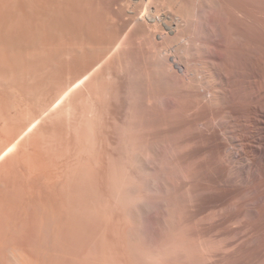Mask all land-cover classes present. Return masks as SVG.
<instances>
[{
    "label": "rangeland",
    "instance_id": "374dc122",
    "mask_svg": "<svg viewBox=\"0 0 264 264\" xmlns=\"http://www.w3.org/2000/svg\"><path fill=\"white\" fill-rule=\"evenodd\" d=\"M40 1L41 0H0V50H1L0 51V148L2 150H4L6 148L5 145L7 144V149L10 150L9 151L6 149L3 156L0 157L1 158L0 159V201H1L0 202L1 203L0 204V216L2 217V218L0 217L1 218V220H0V236H2L0 238L1 239L0 244L2 245V244L7 242L6 244H4L5 249L2 248L4 251L1 250L2 259L0 258V264H12L11 260H10V253L12 251H16V252L18 251L23 262H26L28 264H67V263L68 264H92V263L93 264H101V262H103L105 259H106V261L112 260L111 262L107 261V263L110 262L108 264H118V263L122 264V262H123V264H264V231H263L264 230V217H263L264 216V208H263L264 206L263 205H262V207L259 206L258 209H257V207L249 206L250 205L249 202L252 200L251 197L254 199H257L258 193H257V191H255V192L254 191L253 192L242 191V189H241V187H243L242 186V180H241L242 176H241V172L238 171L239 168L237 169L238 163L233 162V164L236 163L233 166V164H231V162L234 160H232V161L230 160V162L227 160L229 162V164L226 163L227 161L224 160V162H225L224 164L225 165L228 164L227 167L225 165H224L225 167L222 165H219L218 163L216 165L215 156H214L215 154L211 153L210 151L207 153L205 152L206 154L205 153L204 154H197L196 155L197 157L195 156V159H194L195 161H193V162L191 160H188L190 157L189 150L191 151V148H193L192 145L194 146V148H196V150H194L195 151L194 153H197V149L199 150V147H201V145H202L201 141H202V137H203V132L201 131V129L202 130L206 129L205 127L207 125L205 124V121H202V123H200V124L197 123V125H200V126L196 125L195 129L193 128V130L192 129L184 130L182 125H184L183 122L186 124V119H183V121H182V119H180V118L185 117L184 115L187 112L188 108L190 107V104H189L187 98H186L187 102H183V103H185V105L189 104V105H186V106H188L187 109H185L186 106L184 104H183V106L185 108L182 107L183 110H186V111L184 112L182 110V108H180L179 110L182 112H179V113L177 112V115H175L176 118L175 117H174L175 119L172 118V119H174V120H172L173 122H171V123L168 122L169 123V124H167L168 127L166 124H164L163 118L168 121L169 116L167 114H165L167 116H164V114H163L164 117L160 116V118H159L160 120L162 119L161 121H159L161 123L158 126H154L155 128L153 127L152 130H150V136H149L150 140H152L153 142L155 141V147L153 148V154L155 153L154 156H155V159L157 160V162H160L163 160L161 163H163L162 167L165 168V169L163 168L164 170L162 169V167H161V169H159V167L161 165H158V168H157V166L155 167V170L159 171V173L161 175L160 176L157 172L155 173V176L158 174L157 178L159 179V181L157 178H155V176H154V178L156 180L154 178H151V172H150V175H149V173L146 174L145 171H144V173L142 172L143 174H146V176L141 173L142 175L141 174L137 175L135 177V180H134L136 185L138 183V186L139 187L141 186L140 189L135 190V192L133 193L135 196L132 194V195L128 196L127 198H125L121 192H119V191L117 192L115 190H112V188H110L109 181L106 182V180H108L107 176L105 175V173H103L104 171H101L102 169L100 170V168H101V165H104L105 163H106L105 165H107L108 163L111 164V163L117 161L116 155H117L118 151H115L117 149H115L116 145H115V141H114L115 140V134L114 133H116L118 131L117 129H119L120 124H122V122H123L126 108L123 105V104H125L124 99H123L124 98L123 92L122 91L120 92V90L122 89L120 87L122 80H121V77L117 74L118 70L115 67L116 63L113 62L112 57L110 59V57H109L110 55H108V57L105 58L106 57V50L105 51L102 50L101 49L102 47L99 48V45L101 46L103 44V42L106 40V38H108L110 35V34H108V30H110V27L106 28L107 26L110 25V20L108 19L109 16L106 13L105 14L107 16L105 14L102 15V13L104 11L102 10L103 8L100 9V7H104V5L102 3H99V2H98V4H101V6L98 4H96V6H95V9H97V7H98L97 10L99 12H97V11L90 12V10L92 8H89L88 6L89 5H90V7L93 6L92 10H94L93 4L96 3L97 1L96 2L94 1V3L92 5H91L92 1H88V0H81L79 3H78L79 0L78 1L70 0L71 2L69 0H64V1H66V4H65V2H63V0H57V1L56 0H42L43 3ZM44 1H46V2H44ZM47 1H50L51 3L47 2ZM89 2H91V3L89 4ZM38 3H40L39 6H37ZM87 3H88V6L86 5ZM59 4L62 6L60 7ZM68 4L70 6H67L68 7L67 8L66 5H68ZM50 5H51V7H50ZM75 5H76V7H75ZM77 6H79V7H77ZM83 6L85 9L83 8ZM40 7L42 9L44 8L43 9L44 11L42 10L43 20H41L42 19V12L40 11V9H41ZM49 7L51 9H49ZM76 8H78V10ZM47 10H48V12H46ZM51 10L53 12H51V14H50L49 11H51ZM87 12H88V14H87ZM37 13H38V16H36ZM63 13L65 15H63ZM77 13H78V15H77ZM79 14H81V15H79ZM44 15H46V18ZM49 15H51V16H49ZM83 15H85V16H83ZM60 16L63 18H61ZM75 16H77V17H75ZM80 16H81V18H80ZM103 16H105V17H103ZM39 17H40V19H38ZM96 18H98V19L96 20ZM103 18L104 19L107 18V20L105 19L106 20L105 21ZM37 19L39 21H37ZM87 19H89V20L87 21ZM101 19H103V20H101ZM49 20H51V21H49ZM74 20H76V21H74ZM98 21H99V24H98ZM107 21H109V22H107ZM39 22H42V23L38 24ZM76 22H78V23H76ZM108 23H109V25H108ZM76 24H78V26ZM104 24H106L107 26ZM51 25H52V27H51ZM90 25H92L93 27L92 26L90 27ZM94 26L97 28H95ZM102 26H103V28H105L107 30L106 31L107 33L105 32V29L102 28L103 30H101ZM83 28L84 29L86 28V29L84 30ZM91 29H93V30H91ZM77 30H78V32H77ZM79 31H80V33H79ZM103 31L105 33H103ZM81 32H83V33H81ZM58 33H60V34H58ZM84 34H87L86 35L87 39L86 38L83 39V37H85ZM103 34H105V35H103ZM112 34L113 33L111 32V36H112ZM74 36H75V38H74ZM76 37H78V38H76ZM109 38H111V37H109ZM37 39H39L38 42H36ZM69 39H70V41H69ZM77 39L78 40L80 39V40L78 41ZM62 40L64 42H62ZM84 40H86V44L88 43L87 44L88 46L86 44H84L85 43ZM94 40H98V41H94ZM40 41L43 44L46 43L47 45L45 44V46H44ZM82 41H83V43H82ZM88 41H90L91 43ZM92 42L93 43L95 42L94 43L95 46L97 43L96 48ZM89 43H90V45H89ZM91 44L93 46H91ZM48 45H50V47ZM66 45H67V48H66ZM79 45H80V47H79ZM69 46L72 49L69 48ZM87 47H88V49H87ZM34 48L35 49L37 48L36 50H38L39 52L37 53V51ZM83 48L85 50L86 49L87 50L85 51ZM89 48L91 50H93V48H94V50L96 52L94 50L89 52V50H90ZM98 49H100L99 52H98ZM34 50H35V52H34ZM52 50H53V52H52ZM83 51L86 53H84ZM2 52H4V53H2ZM66 52H68V53H66ZM100 52H102L101 55L103 58L101 57L99 59V57L101 56ZM103 52H105V53H103ZM2 54H4V55H2ZM104 54H105V56H104ZM29 56H30V58H29ZM42 58H43V60L36 62V60H40ZM108 58H109V60H108ZM100 60L102 62H99ZM104 61H106V62H104ZM107 61H109V63ZM95 62H96V64L97 63L98 64L96 65ZM110 66L114 67L116 70L114 68L111 69ZM85 68H88V70ZM113 69H114V71H113ZM85 70L89 71L88 75L93 77V78L89 77L91 80L88 79L90 82L88 81L89 84L87 86H89L91 89H88V88H87V90L83 89L88 94H91L92 92H94L96 94L99 92V90H101L105 87H110L109 89H110V91H112V94H113L114 90L116 92V90L118 89L117 93L118 92L122 93L121 96L123 97L122 98L120 96V93H119L118 95L120 98L117 97L119 99V102L116 100H112L114 102L113 103L109 99L106 101L102 100V102L99 101L100 103H97L98 102L97 101L96 102L97 104H95L96 106L94 105L95 108L97 107L96 108L97 109V120L95 123L96 124L95 125L96 133L94 136V144H93L94 146L91 147L90 151H88L89 150L88 149V150H86L85 153L84 152H82V153L78 152L81 141H79V138H77V137H79L78 134H79L80 130H79V125H78V123H76V121H74L72 123L70 121L69 123H71V124L65 123V125H67L66 127L69 131L68 138H70L69 140H73L71 142L69 141V147L71 145H73L72 147H74V150H73V148L72 149L68 148V151H69V153H68L67 150L63 149L64 147L63 148L61 147V148L65 152L62 151L60 149V147H58V146H57L58 149L57 148L55 149L56 145L54 143V137H52L53 135L51 132V130H52L51 128H58L59 126H62L64 123L59 124V123H62V121L59 122L60 120L58 121V120H54V119L44 120L43 122H41V124L38 128L24 134L22 136V138L20 139V141H18L16 143V145H14V144H13L14 146L11 145V147L13 149H11V147L8 148L10 141L14 138L12 140V142H13L15 140L17 134L19 133V132H17V131H20L19 128L28 124V122L31 119L38 117L40 115V113L50 104V102H52V100H54L56 95H58L62 90H64L63 89L64 86L67 87L68 85H70L71 81L74 82L76 79H78L82 75V72L87 73V71H85ZM108 71H109V73H108ZM111 72H113L112 73L113 75L110 74ZM78 74H80V75H78ZM106 74H110L111 76H108L109 77L108 78ZM76 76H79V77H76ZM74 78H75V80H73ZM96 79H98L99 82H95ZM112 79H114V80H112ZM116 82H118L117 85H116ZM74 85L76 86L77 83H75ZM74 85H72V86L74 87ZM118 86L120 88H117ZM73 87H71V88L74 89ZM58 90H60V92ZM89 90H90V92H89ZM84 91H76L75 93H77V94L74 93L73 95H77V96H73L71 99L72 102L74 101V103L71 102V104L77 109V111L79 113H80V110L81 109L83 110V108H84L83 104L86 105V103H84V102H86V100L84 102L82 100V98L84 99L85 95H87L86 92L83 94ZM95 94H91V95H95ZM120 99H121V101H120ZM181 113L182 114L184 113V114L182 116H178V114L181 115ZM160 115H162V114H160ZM165 117H168V118H165ZM177 118H179V119H177ZM162 121H163V123H162ZM170 121H171V117H170ZM55 122H56V124H55ZM175 122H177V123H175ZM178 122H179V124H178ZM163 124L165 125L164 127H163ZM54 125H55V127H54ZM156 127H158L159 130H157ZM75 128H77V129H75ZM172 128H174L173 129L174 132H173ZM154 130H156V131H154ZM153 131L156 132V134L152 133ZM159 131H162V132H159ZM41 132H43V134ZM161 133H163V136L161 135ZM156 135H158V136H156ZM159 135L162 138H166V139H163L161 141L160 140L161 137ZM188 136H189V138H188ZM155 138H157V140ZM191 139H192V141H191ZM158 140L161 141V143H159ZM164 140L166 142L167 141L168 142L163 143ZM194 141H195V144H194ZM169 142H172L173 145L176 146V148L178 149V152L166 153L167 152L166 151L167 144ZM70 143H73V144L70 145ZM78 143H79V146H78ZM185 145H186V147H187V145H190L191 146V147L189 146L190 149L189 150L187 149V151L183 150ZM156 146H158V147H156ZM197 146H198V148H197ZM1 149H0V152L2 151ZM54 150L55 151L57 150V151L55 152ZM71 150H73V151H71ZM154 150H156V151H154ZM75 152H77V153L72 155ZM92 152L94 154H92ZM57 153H59V154H57ZM70 153H72L71 154L72 157H70L71 156ZM53 154H55V155L57 154L58 155L57 158L55 156H53ZM38 155H40V158L38 160H40L42 158L41 161L42 160L44 161V162L43 161L41 162V163H43V165H41V166L39 165L41 163L38 160L35 161L37 159L35 156L38 157ZM62 155H63V157H62ZM88 155H90V156H88ZM93 155L95 158L96 157L97 158L96 159L92 158ZM198 155H200V156H198ZM203 155H205V156H203ZM206 155H208V156H206ZM156 156L158 157V159L156 158ZM52 157H53V159H52ZM66 157L69 158L70 160L69 159H68V161L65 160V159H67ZM79 157H82V158L84 157V161L82 158H79ZM87 157L88 158L90 157L89 159H91V162H90V160H88ZM3 158L4 159L6 158V159L4 160ZM63 158H65V159H63ZM85 158L89 162H86ZM97 159L98 160L100 159L101 161L100 160L97 161ZM53 160H54V162H53ZM56 160L60 164V166H58L59 164L57 162H55ZM180 160L182 163L179 162ZM213 160H214V162H213ZM69 161H70V163H68ZM77 161H79L78 162L79 164L77 163ZM184 161L188 162L189 165H191V166L184 164L183 163ZM35 162L37 163L38 169L36 167H34V165H36ZM92 162H95L94 165L92 164ZM98 162H101L103 164L99 163V165H98ZM51 163H52V165H51ZM66 163H68L69 165ZM88 163H89V166H88ZM174 163H176V164H174ZM214 163H215V166L213 165ZM56 164H57V166L55 168L54 165H56ZM95 164H97V165H95ZM164 164L166 167L164 166ZM180 164L183 166L187 165L188 167H190V169H192V171L194 169H196L193 171L194 175H192V177L190 176L191 178L189 177V179L188 178L187 179L182 178V176L179 175L180 173L177 170L178 166L180 167ZM64 165H68V168H67V166H65L66 167L65 170H63L65 168ZM218 165L221 166L222 170H224V168H225V173H224L225 176H223L224 171H221L220 170L221 168ZM52 166L54 167V169ZM62 166L64 167L63 169L61 168ZM92 166L93 167L95 166V167L91 168ZM58 167H60V168H58ZM79 167H81V169ZM40 168H42V169H40ZM96 168H99V169L95 170ZM175 168H176V170H175ZM218 168H220L219 169L220 173L217 170ZM33 169H34V171H33ZM55 169H56V171H59V172H60V169L63 170L64 172L65 171H67V172L64 173L62 171L61 174H59V172L55 173L56 172ZM40 170H42V171H40ZM46 170L48 171L47 176L45 174L47 172ZM231 170H233V171H231ZM30 171H31V173H30ZM37 171H38V173L39 172L42 173V176H39L40 173L38 174ZM49 171H52L54 174L52 175V172L50 173ZM97 171L99 173H102V174L98 175L99 173ZM21 173H23V175ZM28 173H30V176ZM66 173H67V175H66ZM43 174H44V176H43ZM55 174L60 175V179L57 178L58 175L56 176ZM169 174H170V177H169ZM218 174L219 175L221 174L220 175L221 177ZM89 175H90V177H89ZM31 176H33L34 178ZM36 176H38L40 179H38ZM53 176H56L58 181L61 180L62 182L59 181L60 182V184H59L58 181H56V180H55V182L53 181L55 178L54 179L52 178V182L55 183V186H54L52 184V182L50 181L51 177H53ZM194 176H195V179H194ZM41 177H44V178L42 179ZM146 177H147V179H146ZM166 177L167 178L169 177V178L167 179ZM237 177H239V179ZM35 179H36V181H35ZM48 179H50V180L47 181ZM136 179H137V181L138 180H140V181L137 182ZM151 179H153V182L155 180V186L153 188H152L153 185L149 184L152 181ZM235 179H237V180H235ZM22 180H25V181H22ZM147 180H148V184L146 183ZM188 180H189V182H188ZM221 180H223L224 182ZM34 181L36 184L33 183ZM102 181L104 184L102 183ZM156 181H157V183H156ZM226 181H227V183L232 182V183L239 184L238 189L240 187L241 190L239 189L240 190L239 191L236 188L237 187L236 184H234V186H233L236 190L233 187L231 188L232 189L231 190L230 187H228L227 185L224 184ZM153 182H152V184H153ZM240 182H241V185H240ZM42 183H43V185H42ZM45 183L47 184L46 186L44 185ZM25 184H27V185H25ZM49 184H50V186H52V187L54 186V187L50 188V186H48ZM69 184H70V186H69ZM92 184H94V185H92ZM11 185H12V188H11ZM38 185L39 186L41 185V186L39 187ZM58 185H60V186H58ZM101 185L104 187L102 188ZM187 185H188V187H187ZM203 185H205V186H203ZM18 186H19V188H18ZM44 186H45V188H44ZM191 186H193V187H191ZM13 187H14V189H13ZM82 187H83V189H82ZM84 187H85V189H84ZM86 187H88V188H86ZM92 187L93 188L95 187V188L92 189ZM139 187H137V188H139ZM155 187H157L158 189H156ZM194 187H195V189H194ZM203 187H205V188H203ZM211 187H212V189H211ZM213 187L216 189H214ZM52 189H54L56 191H53ZM95 189L97 192L99 189L100 190L102 189L103 191L99 190V192L97 193L95 191ZM109 189H110V191L111 190L112 191L110 192ZM200 189H202V190H200ZM137 190L139 191V195L141 197L137 194L138 193ZM157 190H159V191H157ZM65 191H67V192H65ZM70 191L73 193H71ZM193 191H194V193H193ZM13 192H14V195H13ZM45 193L48 195H51V196H49L50 198ZM53 193H54V195L55 194L56 195L54 196ZM67 193H68V195L71 196V198L76 196L75 197L76 199L73 198V200H74V202L77 200V202H75V203H73V201L71 202L72 199H68L69 198L68 195H67L68 196L67 198L64 197V196H66L65 194H67ZM166 193H168L169 195ZM37 194H38V196H37ZM82 194H84L85 196ZM59 195H61L60 201H63V203L61 205L62 207H60V205H59V204H61V203H59L60 201H58ZM109 195H110V197H109ZM248 195H249L250 200L247 198ZM17 196H19V197H17ZM43 196H45V197H43ZM52 196L55 197V200H56L55 203L53 200L54 198ZM165 196H166V198H165ZM255 196H256V198H255ZM152 197H153V199H152ZM62 198H63V200H62ZM88 198L89 199L91 198V200H89ZM136 198L137 199L142 198V199H140L141 202L139 201V199L137 200ZM18 199H19V201H17ZM135 199L138 201L139 204H137V202L135 203V201H136ZM217 199H219V200H217ZM64 200H65V202H64ZM113 200H115V201H113ZM66 201H67V203H66ZM143 201H145V203ZM246 201H248V202H246ZM80 202H81V204H80ZM122 202H123V204H122ZM148 202H149V204H148ZM253 202H255V200ZM65 203H66V205L67 204L70 205V206L67 205L68 206L67 208L72 207V209L71 208H69L67 210L64 209L65 211L63 212L61 209H63L65 207V205H63ZM84 203H86V205ZM128 203L130 204V206L134 205L133 206L134 209L132 207L130 208ZM171 203H172V205H171ZM52 204H53V206L50 207V205H52ZM78 204H80L79 205L80 208H77ZM88 204L91 205L92 207L89 206ZM120 204H121V206H119ZM241 204H243L244 206ZM10 205H11V207H10ZM58 205L60 207L59 210H58ZM19 206H21V207H19ZM75 207L77 208L76 211H74ZM82 207H84V208H82ZM128 207L131 210L130 212H129ZM247 207H249V208H247ZM253 207H254V210H252ZM94 208L96 211L94 210ZM244 208L246 210L249 209V211L248 212L245 211ZM124 209H125V212H124ZM78 210H79V212H78ZM18 211H20V212H18ZM60 211H62L63 213H61ZM67 212L71 216H69L67 214ZM96 212H98V213H96ZM53 213L55 215V219H57L60 216L56 221H55V219H53L54 218ZM245 213H247V215ZM50 214H51V216H49ZM64 214H65L66 220H65ZM248 214H249V216H248ZM45 215H47V216H45ZM57 215H59V216H57ZM62 215H63V218H62ZM7 216H9V217H7ZM10 216H11V218H10ZM44 216L46 218H44ZM5 218H7V219H5ZM13 218L16 220H13ZM19 218L21 220H19ZM50 219H53V220H50ZM62 219H64L65 221ZM242 219H244V220H242ZM248 220H249L250 225L248 224ZM58 221H60V222H58ZM62 221H64L65 223L64 222L62 223ZM255 221H256V224H255ZM5 222H6V224H4ZM244 222H245V224H244ZM246 223L248 225H246ZM71 225H72V227H71ZM244 225H246L247 227ZM40 226H42V229L40 228ZM51 227H53V228H51ZM54 227H56V229ZM59 227L62 228V230L60 229L61 231L59 230ZM70 228H71V230H70ZM140 228H142V229H140ZM50 229H52V230H50ZM63 229H64V231H63ZM1 230H2V232H1ZM46 230H48V231H46ZM139 230L141 232H139ZM243 230H245V232ZM50 231L53 233V236H51L52 233ZM56 232H57V234H59V236L56 234ZM59 232L60 233L63 232V233L60 234ZM78 232H79V234H78ZM39 233H41V234H39ZM54 233L56 234V236H58V238H56L54 236L55 235ZM134 233H135V235H134ZM248 233H249V235H248ZM136 234L138 235V237ZM155 234H158V235L161 234V236H159L161 238L164 236V234L167 236L168 239H166V236L163 237L164 241L166 239L165 245L161 246L158 244H152L154 242L151 239L156 240V238L158 236L157 235V236L153 237ZM171 234H173V235H171ZM38 235L40 236V238ZM104 235L109 237V238H106ZM132 236L134 238H132ZM10 237H12V238H10ZM53 237H55V239ZM82 237H84V238H82ZM135 237H137V238H135ZM21 238H22V241H21ZM104 238H106V240H104ZM101 239H103V240H101ZM4 240H5V242H4ZM169 240H172V241H169ZM128 241H129V243H128ZM148 241H150V242H148ZM167 241H169V242L167 243ZM100 244H101V246H100ZM5 245L7 248L5 247ZM9 245H11L10 247H12V249L9 247ZM28 245H30V246H28ZM157 246H158V248H157ZM86 247H88V248H86ZM154 247H156V248H154ZM13 248H15V249L13 250ZM39 248L41 249V251ZM70 248H72V249H70ZM74 248H76V249H74ZM83 249H84V251H83ZM108 249H109V251H108ZM118 249H119V251H118ZM103 252H104V254H103ZM72 254L75 255L74 258H73ZM97 254H99V255H97ZM101 254L103 255V257ZM112 255H114L115 257ZM94 257H95V259H94ZM101 257L104 259H102ZM5 258L8 260H6ZM128 258H130V259H128ZM137 258H138V260H137ZM115 260H116V263H115ZM106 261L103 262V264H106Z\"/></svg>",
    "mask_w": 264,
    "mask_h": 264
},
{
    "label": "bare ground",
    "instance_id": "6f19581e",
    "mask_svg": "<svg viewBox=\"0 0 264 264\" xmlns=\"http://www.w3.org/2000/svg\"><path fill=\"white\" fill-rule=\"evenodd\" d=\"M57 1V0H56ZM70 1V0H69ZM78 1V0H76ZM81 0L78 1V3ZM92 1L89 2L91 5L94 3V10L93 6H88V3L86 4L89 8H92L90 12H99L97 9H95L96 4L102 3L104 7H100L105 13L109 16L110 25L106 28L110 27V30H108L109 37L106 38V40L103 42V44L99 48L102 47V50H106V57L110 55L113 58V62L116 63L115 67L118 70L117 74L121 77V85L122 88L120 92H123V97L121 96L122 93L118 92L117 90L115 92L110 91V87H105L101 90H99L98 93L92 92L91 95L88 94L83 89L87 90L91 89L89 86H87L89 83L88 81L91 80L88 73V68H85L87 70V73L82 72V75L76 76L79 77L74 82L71 81L70 85L67 87L64 86V90L60 92L52 102L40 113V115L34 119H31L28 124L25 126L20 127V131L15 138V140L12 142V139L10 141V144L8 146L11 147V145H16L18 141L22 138V136L36 128H38L44 120L47 119H54V120H60L63 124L62 126H59L58 128H51L52 137H54V143L56 145L55 149L60 147L64 150L68 151V148L74 150V147H72L73 143H70L69 147V140L68 138L69 131L67 129L66 124H71L72 122L76 121L79 125V141H81L78 152H86V150L90 151L91 147L94 146V136L96 133V127L95 123L97 120V107L95 108V104L102 102V100L106 101L109 100H116L119 102V93L120 96L124 99L125 104V115L122 124H120L118 131L115 134V151L117 152V161L113 163H108L107 165H101L100 170L104 171L105 175L107 176L106 182L109 181V186L112 188V190L119 191L122 193V195L127 198L128 196L132 195L136 189H140L138 186V183L136 185L135 183V177L144 171L147 173L151 172V178H154L155 173L157 172L159 175V171L155 170V167L158 165H161L159 169H161L163 163L157 162L155 159V153L153 154V148L155 147V141L153 142L150 140V130L154 126H158L161 122L159 118L160 116H169L165 117L168 118V121L165 120L163 117L164 124H169L173 122L176 118L175 115H177V112H182L179 109L185 108L183 102H187L186 98L188 99V102L190 104V107L188 108L187 112L185 113V117H181L180 119H186V124L183 122L184 125L182 127L184 130H190L193 128L195 129V126L197 123H202V121H205V124L207 125L204 129L201 131L203 132V137L201 141V147H199V150L197 149V153H194L196 148L192 145L191 151L189 150L190 145H185L183 150L187 149L190 152V157L188 160H191L192 162L195 161V156L197 154H204L205 152H211L215 154V163L219 165L224 166L225 161L234 160L231 162L238 163L237 169L239 172H241L242 176V191L247 192H255L258 193V198L254 199L251 197V201L249 202V206L258 207L262 205L264 206V0H88ZM42 2V0L40 1ZM46 2V1H44ZM50 2V1H47ZM53 2V1H52ZM63 2L66 1L63 0ZM68 2V1H67ZM71 2V1H70ZM73 2V1H72ZM85 2V1H84ZM83 2V3H84ZM43 3V2H42ZM51 3V2H50ZM49 3V4H50ZM74 3V2H73ZM77 3V4H78ZM82 3V4H83ZM40 3H38L37 6H39ZM42 5V4H41ZM46 5V4H45ZM53 5V4H52ZM55 5V4H54ZM60 5V4H59ZM97 5V6H98ZM49 6V5H48ZM62 5H60L61 7ZM70 6L69 4L66 5ZM51 7V5H50ZM49 7V9H51ZM59 7V6H58ZM72 7V6H71ZM76 7V5H75ZM79 7V6H77ZM41 8V7H40ZM48 8V7H47ZM53 8V7H52ZM55 8V7H54ZM68 8V7H67ZM74 8V7H73ZM84 8V6H83ZM82 8V9H83ZM44 9V8H43ZM42 8L40 11L42 12ZM60 9V8H59ZM78 10V8H76ZM81 9V10H82ZM85 9V8H84ZM87 9V8H86ZM38 10V9H37ZM57 10V9H56ZM73 10V9H72ZM75 10V9H74ZM101 10V11H102ZM39 11V10H38ZM44 11V10H43ZM70 11V10H69ZM48 12V10L46 11ZM50 14L53 12L52 10L49 11ZM71 12V11H70ZM78 12V11H77ZM80 12V11H79ZM82 12V11H81ZM66 13V12H65ZM88 14V12H87ZM93 14V13H92ZM91 14V15H92ZM105 14V15H106ZM40 15V14H39ZM55 15V14H54ZM63 15H65L63 13ZM78 15V13H77ZM81 15V14H79ZM98 15V14H97ZM101 15V16H102ZM106 15V16H107ZM38 16V13L36 14ZM46 18V15H44ZM51 16V15H49ZM85 16V15H83ZM90 16V15H89ZM93 16V15H92ZM91 16V17H92ZM100 16V17H101ZM41 17V16H40ZM40 17L38 19H40ZM58 17V16H57ZM61 17V16H60ZM59 17V18H60ZM73 17V16H72ZM77 17V16H75ZM87 17V16H86ZM105 17V16H103ZM63 18V17H61ZM60 18V19H61ZM81 18V16H80ZM102 18V17H101ZM107 18H105L107 20ZM37 19V21H39ZM71 19V18H70ZM98 18H96L97 20ZM104 19V18H103ZM101 19V20H103ZM104 19V20H105ZM43 20V12H42V19ZM54 20V19H53ZM84 20V19H83ZM89 19H87L88 21ZM93 20V19H92ZM95 20V21H96ZM105 20V21H106ZM51 21V20H49ZM62 21V20H61ZM71 21V20H70ZM76 21V20H74ZM78 21V20H77ZM100 21V20H99ZM98 21V24H99ZM104 21V22H105ZM55 22V21H54ZM81 22V21H80ZM102 22V21H101ZM109 22V21H107ZM42 22H39L40 24ZM49 23V22H48ZM58 23V22H57ZM61 23V22H60ZM65 23V22H64ZM63 23V24H64ZM72 23V22H71ZM78 23V22H76ZM90 23V22H89ZM95 23V22H94ZM53 25V24H52ZM51 25V27H52ZM55 25V24H54ZM68 25V24H67ZM78 26V24H76ZM37 26V25H36ZM43 26V25H42ZM59 26V25H58ZM57 26V27H58ZM92 25H90L91 27ZM64 27V26H63ZM93 27V26H92ZM95 27V26H94ZM100 27V26H99ZM105 27V26H104ZM55 28V27H54ZM65 28V27H64ZM87 28V27H86ZM85 28V29H86ZM97 28V27H95ZM101 27V30L105 29ZM40 29V28H39ZM59 29V28H58ZM62 29V28H61ZM79 29V28H78ZM82 29V28H81ZM80 29V30H81ZM84 29V28H83ZM84 29V30H85ZM94 29V28H93ZM91 29V30H93ZM36 30V29H35ZM41 30V29H40ZM71 30V29H70ZM99 30V29H98ZM54 31V30H53ZM73 31V30H72ZM82 31V30H81ZM100 31V30H99ZM107 30L105 29V32ZM110 31V32H109ZM39 32V31H38ZM42 32V31H41ZM70 32V31H69ZM76 32V31H75ZM78 32V30H77ZM94 32V31H93ZM96 32V31H95ZM102 32V31H101ZM103 31V33H105ZM111 32L113 33L111 36ZM35 33V32H34ZM37 33V32H36ZM80 33V31H79ZM83 33V32H81ZM85 33V32H84ZM107 33V32H106ZM60 34V33H58ZM62 34V33H61ZM107 34V35H108ZM70 35V34H69ZM80 35V34H79ZM82 35V34H81ZM86 38L87 34H84ZM97 35V34H96ZM100 35V34H99ZM105 35V34H103ZM76 36V35H75ZM74 36V38H75ZM41 37V36H40ZM73 37V36H72ZM90 37V36H89ZM93 37V36H92ZM60 38V37H59ZM70 38V37H69ZM78 38V37H76ZM61 39V38H60ZM67 39V38H66ZM87 39V38H86ZM94 39V38H93ZM39 39L36 40L38 42ZM42 40V39H41ZM64 40V39H63ZM62 40V42H64ZM78 40V39H77ZM80 40V39H79ZM78 40V41H79ZM82 40V39H81ZM103 40V39H102ZM70 41V39H69ZM86 44V40H84ZM91 41V40H90ZM88 41V42H90ZM98 41V40H94ZM41 42V41H40ZM67 42V41H66ZM73 42V41H72ZM6 43V42H5ZM4 43V44H5ZM42 43V42H41ZM61 43V42H60ZM83 43V41H82ZM91 43V42H90ZM89 43V45H90ZM93 43V42H92ZM95 43V42H94ZM93 45L95 46V44ZM8 44V43H7ZM43 44V43H42ZM46 44V43H45ZM45 44H43L45 46ZM70 44V43H69ZM68 44V45H69ZM88 44V43H87ZM86 44V45H87ZM6 45V44H5ZM38 45V44H37ZM36 45V46H37ZM42 45V46H43ZM47 45V44H46ZM91 44V46H93ZM9 46V45H8ZM50 47V45H48ZM77 46V45H76ZM88 46V45H87ZM97 46V43H96ZM95 46V48H96ZM35 47V46H34ZM52 47V46H51ZM80 47V45H79ZM90 47V46H89ZM67 48V45H66ZM69 48H71L69 46ZM91 48V47H90ZM89 48V49H90ZM35 49V48H34ZM37 49V48H36ZM35 49V50H36ZM39 49V48H38ZM50 49V48H49ZM48 49V50H49ZM72 49V48H71ZM84 49V48H83ZM88 49V47H87ZM86 49V50H87ZM34 50V52H35ZM85 50V49H84ZM85 50V51H86ZM94 50V48H93ZM93 50H89L93 51ZM1 51V50H0ZM37 53L39 52L36 50ZM42 51V50H41ZM40 51V52H41ZM57 51V50H56ZM68 51V50H67ZM82 51V50H81ZM95 51V50H94ZM100 49H98V52ZM33 52V51H32ZM53 52V50H52ZM84 52V51H83ZM96 52V51H95ZM4 53V52H2ZM36 53V54H37ZM46 53V52H45ZM58 53V52H57ZM68 53V52H66ZM86 53V52H84ZM88 53V52H87ZM102 52H100L101 55ZM105 53V52H103ZM6 54V53H5ZM9 54V53H8ZM7 54V55H8ZM34 54V53H33ZM56 54V53H55ZM4 55V54H2ZM42 55V54H41ZM68 55V54H67ZM27 56V55H26ZM33 56V55H32ZM45 56V55H44ZM65 56V55H64ZM105 56V54H104ZM6 57V56H5ZM19 57V56H18ZM81 57V56H80ZM98 57V56H97ZM102 57V55L99 57V59ZM30 58V56H29ZM71 58V57H70ZM79 58V57H78ZM103 58V57H102ZM36 59V58H35ZM10 60V59H9ZM43 60H36V62ZM107 60V59H106ZM109 60V58H108ZM3 61V60H2ZM111 61V60H110ZM68 62V61H67ZM97 62V61H96ZM95 62V64H96ZM99 62H102L101 60ZM106 62V61H104ZM109 63V61H107ZM6 64V63H5ZM94 64V65H95ZM98 64V63H97ZM96 64V65H97ZM106 64V63H105ZM111 64V63H110ZM7 65V64H6ZM93 65V64H92ZM107 65V64H106ZM82 67V66H81ZM95 67V66H94ZM111 69L114 68L110 66ZM91 68V67H90ZM109 68V67H108ZM83 69V68H82ZM93 69V68H92ZM115 69V68H114ZM113 69V71H114ZM115 69V70H116ZM84 70V69H83ZM84 73V74H83ZM109 73V71H108ZM111 72L110 74H112ZM81 74V73H80ZM78 74V75H80ZM110 74H106L107 77L111 76ZM106 77V78H107ZM93 78V77H92ZM99 78V77H98ZM109 78V77H108ZM89 79V80H88ZM100 79V78H99ZM119 79V78H118ZM114 80V79H112ZM116 80V79H115ZM94 81V80H93ZM110 81V80H109ZM120 81V80H119ZM118 81V82H119ZM90 82V81H89ZM95 82H99L98 79L95 80ZM116 82V85L117 83ZM68 83V84H69ZM77 83L75 86L74 84ZM66 85V84H65ZM74 85V87L72 86ZM92 86V85H91ZM104 86V85H103ZM73 87L74 89H72ZM114 87V86H113ZM119 86L117 88H120ZM115 89V88H114ZM57 91V90H56ZM76 91H84L83 94L86 92L87 95H85V98L83 102L86 100V105L83 104V110H80V113L77 111V109L71 104V99ZM90 92V90H89ZM77 94V93H75ZM118 95V96H117ZM79 96V95H78ZM84 97V96H83ZM181 97V98H180ZM120 98V97H119ZM183 98V99H182ZM81 99V98H80ZM185 99V100H184ZM98 101V102H97ZM100 101V102H99ZM121 101V99H120ZM123 101V100H122ZM97 102V103H96ZM113 102V101H112ZM74 103V101L72 102ZM114 103V102H113ZM123 103V102H122ZM121 103V104H122ZM80 104V103H79ZM111 104V103H110ZM186 104V105H189ZM95 105V106H94ZM122 105V106H123ZM185 105V106H186ZM81 106V105H80ZM188 106H186L185 109H187ZM182 108V110H183ZM184 112L186 110H183ZM162 114V115H160ZM167 114V115H165ZM184 114V113H183ZM178 114V116L183 115ZM171 117V121H170ZM175 117V118H174ZM174 118V119H172ZM179 119V118H177ZM71 121V123H69ZM162 121V123H163ZM169 122V123H168ZM58 123V122H57ZM177 123V122H175ZM56 124V122H55ZM163 124V127L165 126ZM179 124V122H178ZM177 124V125H178ZM77 125V124H76ZM77 125V126H78ZM176 125V126H177ZM204 125V124H203ZM58 126V125H57ZM69 126V125H68ZM162 126V125H161ZM173 126V125H172ZM171 126V127H172ZM181 126V125H180ZM200 126V125H197ZM55 127V125H54ZM168 127V125H167ZM118 128V127H117ZM155 128V127H154ZM157 130L158 127H156ZM160 128V127H159ZM198 128V127H197ZM200 128V127H199ZM70 129V128H69ZM77 129V128H75ZM165 129V128H164ZM174 128H172L173 130ZM181 129V128H180ZM171 130V129H170ZM50 131V130H49ZM156 131V130H154ZM152 132L155 133L156 132ZM199 131V130H198ZM162 132V131H159ZM165 132V131H164ZM174 132V130H173ZM184 132V131H183ZM43 134V132H41ZM158 133V132H157ZM181 133V132H180ZM185 133V132H184ZM187 133V132H186ZM200 134V133H199ZM16 135V134H15ZM75 135V134H74ZM163 136V133H161ZM183 135V134H182ZM197 135V134H196ZM202 135V134H201ZM152 136V135H151ZM158 136V135H156ZM160 136V135H159ZM166 136V135H165ZM200 136V135H199ZM70 137V136H69ZM161 137V136H160ZM159 137V138H160ZM175 137V136H174ZM181 137V136H180ZM72 138V137H71ZM76 138V137H75ZM74 138V139H75ZM76 138V139H77ZM152 138V137H151ZM171 138V137H170ZM189 138V136H188ZM157 140V138H155ZM166 138L161 137V141ZM168 140V139H167ZM75 141V140H74ZM159 141V140H158ZM159 141V143H161ZM192 141V139H191ZM197 141V140H196ZM76 142V141H75ZM157 142V141H156ZM168 142V141H167ZM165 140L163 143H167ZM190 142V141H189ZM182 143V142H181ZM191 143V142H190ZM76 144V143H75ZM74 144V145H75ZM195 144V141H194ZM198 144V143H197ZM13 145V146H14ZM157 145V144H156ZM160 145V144H159ZM178 145V144H177ZM183 145V144H182ZM6 148L0 152V157L3 156L4 152L7 149V144L5 145ZM18 146V145H17ZM166 146V145H165ZM196 146V145H195ZM200 146V145H199ZM54 147V146H53ZM62 147V148H61ZM77 147V146H76ZM158 147V146H156ZM191 147V146H190ZM165 148V147H164ZM198 148V146H197ZM11 149H13L11 147ZM58 149V148H57ZM69 149V150H70ZM76 149V148H75ZM182 149V148H181ZM9 150V149H7ZM62 150V151H64ZM71 150V151H73ZM162 150V149H161ZM233 150V151H232ZM10 151V150H9ZM55 151V150H54ZM57 151V150H56ZM55 151V152H56ZM59 151V150H58ZM87 151V152H88ZM156 151V150H154ZM158 151V150H157ZM166 153H176L178 152V149L176 146L173 145L172 142H169L167 144ZM54 152V153H55ZM60 152V151H59ZM65 152V151H64ZM161 152V151H160ZM164 152V151H163ZM9 153V152H8ZM7 153V154H8ZM75 153H70V155H74ZM80 153V154H81ZM91 153V152H90ZM205 153V154H206ZM59 154V153H57ZM53 154L57 158L58 155ZM64 154V153H63ZM92 154H94L92 152ZM116 154V153H115ZM180 154V153H179ZM67 155V154H66ZM65 155V156H66ZM69 155V154H68ZM72 155L70 157H72ZM157 155V154H156ZM185 155V154H184ZM188 155V154H187ZM90 156V155H88ZM115 156V155H114ZM172 156V155H171ZM175 156V155H174ZM200 156V155H198ZM205 156V155H203ZM208 156V155H206ZM37 161L40 158V155L35 156ZM60 157V156H59ZM63 157V155H62ZM61 157V158H62ZM68 157V156H67ZM66 157V158H67ZM103 157V156H102ZM197 157V156H196ZM210 157V156H209ZM7 158V157H6ZM5 158V159H6ZM82 158V157H79ZM78 158V159H79ZM88 158V157H87ZM90 158V157H89ZM91 162V159H89ZM92 158H95L94 155ZM97 158V157H96ZM95 158V159H96ZM158 159V157L156 156ZM174 158V157H173ZM1 159V158H0ZM4 159V158H3ZM4 159V160H5ZM35 159V158H34ZM42 159V158H41ZM38 160L40 163L43 161ZM53 159V157H52ZM65 159V158H63ZM69 158L65 159L68 161ZM84 161V157L82 158ZM81 159V160H82ZM101 159V158H100ZM99 159V160H100ZM161 159V158H160ZM176 159V158H175ZM209 159V158H208ZM55 160V159H54ZM53 160V162H54ZM58 160V159H57ZM57 160L55 162H57ZM62 160V159H61ZM60 160V161H61ZM64 160V161H65ZM70 160V159H69ZM86 162H89L85 158ZM97 159V161H99ZM3 161V160H2ZM76 161V160H75ZM93 161V160H92ZM96 161V162H97ZM101 161V160H100ZM112 161V160H111ZM171 161V160H170ZM197 161V160H196ZM226 162L229 164V162ZM44 162V161H43ZM52 162V163H53ZM79 161H77L78 163ZM181 162V160L179 161ZM190 162V161H189ZM214 162V160H213ZM36 163V162H35ZM34 163V164H35ZM51 163V165H52ZM58 163V162H57ZM70 163V161L68 162ZM66 163V164H68ZM95 162H92L94 165ZM101 162H98V165ZM173 163V162H172ZM182 163V162H181ZM184 164L189 165L188 162L184 161ZM215 163L213 164L215 166ZM235 163V164H236ZM33 164V163H32ZM54 164V163H53ZM59 164V163H58ZM75 164V163H74ZM79 164V163H78ZM82 164V163H81ZM91 164V165H92ZM103 164V163H101ZM166 164V163H165ZM164 164V166H165ZM169 164V163H168ZM176 164V163H174ZM179 164V163H178ZM225 165L226 167L228 166ZM233 164V166L235 165ZM40 166L43 165V163L39 164ZM38 165V166H39ZM69 165V164H68ZM68 165H64L67 166ZM97 165V164H95ZM173 165V164H172ZM183 166L180 164V167L178 166V172L179 175L182 176V178H188L193 174V171L196 170L190 169L188 166ZM218 165V166H219ZM39 166V167H40ZM55 168L57 166L54 165ZM60 166V164L58 165ZM78 166V165H77ZM87 166V165H86ZM89 166V163H88ZM175 166V165H174ZM191 166V165H189ZM209 166V165H208ZM224 166V167H225ZM232 166V167H233ZM240 166V167H239ZM34 167L37 168V163L34 165ZM44 167V166H43ZM53 167V166H52ZM61 167L62 169L64 168ZM83 167V166H82ZM95 167V166H94ZM93 166L91 168H94ZM98 167V166H97ZM100 167V166H99ZM166 167V166H165ZM221 168V166H219ZM231 167V166H230ZM32 168V167H31ZM60 168V167H58ZM57 168V169H58ZM81 169V167H79ZM88 168V167H87ZM90 168V169H91ZM156 168V169H157ZM164 167H162L163 169ZM170 168V167H169ZM198 168V167H197ZM212 168V167H211ZM218 168L217 170L219 171ZM38 169V168H37ZM36 169V170H37ZM42 169V168H40ZM45 169V168H44ZM43 169V170H44ZM51 169V168H50ZM54 169V167H53ZM66 167L63 169L65 170ZM78 169V168H77ZM99 168H96L97 170ZM158 169V170H159ZM165 169V168H164ZM163 169V170H164ZM168 169V168H167ZM172 169V168H171ZM229 169V168H228ZM60 169L59 171H56L55 173L61 174L63 171ZM99 170V171H100ZM176 170V168H175ZM212 170V169H211ZM223 176L225 173V168L222 170ZM227 170V169H226ZM32 171V170H31ZM30 171V173H31ZM34 171V169H33ZM32 171V172H33ZM42 171V170H40ZM47 171V170H46ZM100 171V172H101ZM173 171V170H172ZM203 171V170H202ZM233 171V170H231ZM236 171V170H235ZM50 173L52 171H49ZM64 172V171H63ZM67 172V171H65ZM64 172V173H65ZM77 172V171H76ZM75 172V173H76ZM98 172V171H97ZM161 172V171H160ZM177 172V173H178ZM216 172V171H215ZM30 173L29 176H30ZM36 173V172H35ZM38 173V171H37ZM40 173V172H39ZM38 173V174H39ZM48 171L45 173L46 176ZM49 173V174H50ZM85 173V172H84ZM99 173V172H98ZM97 173V174H98ZM142 173V174H143ZM169 173V172H168ZM171 173V172H170ZM201 173V172H200ZM220 173V171H219ZM230 173V172H229ZM232 173V172H231ZM23 175V173H21ZM41 174V175H40ZM39 176H42V173H40ZM54 173L52 172V175ZM102 173H99L100 175ZM141 174V175H142ZM146 174H143L146 176ZM157 174V175H158ZM166 174V173H165ZM164 174V175H165ZM175 174V173H174ZM203 174V173H202ZM234 174V173H233ZM240 174V173H239ZM35 175V174H34ZM37 175V174H36ZM56 176L58 174H55ZM64 175V174H63ZM67 175V173H66ZM81 175V174H80ZM155 176L157 178L158 176ZM219 175V174H218ZM221 175V174H220ZM219 175V176H220ZM44 176V174H43ZM51 176V175H50ZM56 176L51 177V180L48 179L47 181L55 182L58 181L57 178L60 179V175L56 178ZM62 176V175H61ZM102 176V175H101ZM148 176V175H147ZM161 176V175H160ZM200 176V175H199ZM207 176V175H206ZM212 176V175H211ZM24 177V176H23ZM28 177V176H27ZM33 177V176H31ZM38 179H40L38 176H36ZM72 177V176H71ZM90 177V175H89ZM96 177V176H95ZM94 177V178H95ZM98 177V176H97ZM100 177V176H99ZM142 177V176H141ZM170 177V174H169ZM168 177V178H169ZM180 177V176H179ZM190 177V178H191ZM221 177V176H220ZM26 178V177H25ZM34 178V177H33ZM42 179L44 177H41ZM62 178V177H61ZM104 178V177H103ZM106 178V177H105ZM138 178V177H137ZM149 178V177H148ZM154 178V179H155ZM160 178V177H159ZM167 178V177H166ZM167 178V179H168ZM211 178V177H210ZM214 178V177H213ZM212 178V179H213ZM239 179V177H237ZM5 179V178H4ZM27 179V178H26ZM46 179V178H45ZM44 179V180H45ZM72 179V178H71ZM97 179V178H96ZM147 179V177H146ZM158 179V178H157ZM195 179V176H194ZM222 179V178H221ZM224 179V178H223ZM99 180V179H98ZM103 180V179H102ZM149 180V179H148ZM147 180V184H148ZM151 185L152 188L155 186V180L153 182V179H151ZM166 180V179H165ZM172 180V179H171ZM181 180V179H180ZM184 180V179H183ZM182 180V181H183ZM214 180V179H213ZM229 180V179H228ZM237 180V179H235ZM25 181V180H22ZM33 181V180H32ZM36 181V179H35ZM35 181L33 183H35ZM41 181V180H40ZM46 181V180H45ZM44 181V182H45ZM61 181V180H59ZM58 181V182H59ZM73 181V180H72ZM96 181V180H95ZM137 181V179H136ZM140 181V180H138ZM137 181V182H138ZM150 181V180H149ZM159 181V179H158ZM164 181V180H163ZM194 181V180H193ZM220 181V180H219ZM223 181V180H221ZM230 181V180H229ZM3 182V181H2ZM14 182V181H13ZM43 182V181H42ZM52 182V184L55 186V183ZM62 182V181H61ZM74 182V181H73ZM105 182V183H106ZM153 182V184H152ZM170 182V181H169ZM189 182V180H188ZM198 182V181H197ZM216 182V181H215ZM224 182V181H223ZM222 182V183H223ZM16 183V182H15ZM22 183V182H21ZM47 183V182H46ZM44 184L45 186L47 184ZM57 183V182H56ZM87 183V182H86ZM103 183V181H102ZM140 183V182H139ZM157 183V181H156ZM220 183V182H219ZM2 184V183H1ZM36 184V183H35ZM40 184V183H39ZM51 184V185H52ZM60 184V182H59ZM104 184V183H103ZM183 184V183H182ZM187 184V183H186ZM191 184V183H190ZM202 184V183H201ZM230 189L234 186L236 183H230L227 181L224 183ZM27 185V184H25ZM29 185V184H28ZM43 185V183H42ZM94 185V184H92ZM185 185V184H184ZM189 185V184H188ZM187 185V187H188ZM200 185V184H199ZM198 185V186H199ZM237 189H238V185ZM241 185V182H240ZM24 186V185H23ZM39 186V185H38ZM41 186V185H40ZM39 186V187H40ZM44 186V188H45ZM50 186V184L48 185ZM53 186V187H54ZM60 186V185H58ZM70 186V184H69ZM102 186V185H101ZM157 186V185H156ZM197 186V187H198ZM205 186V185H203ZM5 187V186H4ZM17 187V186H16ZM50 186V188H53ZM62 187V186H61ZM78 187V186H77ZM81 187V186H80ZM104 186H102L103 188ZM139 187V188H137ZM158 187V186H157ZM155 187L156 189H158ZM193 187V186H191ZM12 188V185H11ZM19 188V186H18ZM21 188V187H20ZM49 188V189H50ZM72 188V187H71ZM70 188V189H71ZM88 188V187H86ZM95 188V187H94ZM92 187V189H94ZM98 188V187H97ZM101 188V187H100ZM107 188V187H106ZM109 188V187H108ZM154 188V189H155ZM200 188V187H199ZM205 188V187H203ZM214 188V187H213ZM234 188V187H233ZM3 189V188H2ZM14 189V187H13ZM59 189V188H58ZM80 189V188H79ZM83 189V187H82ZM85 189V187H84ZM151 189V188H150ZM195 189V187H194ZM197 189V188H196ZM212 189V187H211ZM216 189V188H214ZM235 189V188H234ZM240 189V187H239ZM238 189V190H239ZM240 189V190H241ZM18 190V189H17ZM38 190V189H37ZM53 191H56L52 189ZM73 190V189H72ZM100 190V189H99ZM98 190V192H99ZM102 190V189H101ZM100 190V191H101ZM105 190V189H104ZM111 190V191H112ZM137 190V191H138ZM189 190V189H188ZM193 190V189H192ZM191 190V191H192ZM202 190V189H200ZM232 190V189H231ZM236 190V189H235ZM239 190V191H240ZM39 191V190H38ZM41 191V190H40ZM51 191V190H50ZM92 191V190H91ZM96 191V189H95ZM103 191V190H102ZM110 191V189H109ZM110 191V192H111ZM159 191V190H157ZM184 191V190H183ZM208 191V190H207ZM212 191V190H211ZM216 191V190H215ZM9 192V191H8ZM67 192V191H65ZM71 192V191H70ZM77 192V191H76ZM97 192V191H96ZM97 192V193H98ZM107 192V191H106ZM174 192V191H173ZM201 192V191H200ZM6 193V192H5ZM48 193V192H47ZM52 193V192H51ZM73 193V192H71ZM75 193V192H74ZM91 193V192H90ZM137 193V192H136ZM156 193V192H155ZM172 193V192H171ZM176 193V192H175ZM191 193V192H190ZM194 193V191H193ZM17 194V193H16ZM46 194V193H45ZM78 194V193H77ZM80 194V193H79ZM114 194V193H113ZM112 194V195H113ZM139 195V191L137 193ZM168 194V193H166ZM192 194V193H191ZM237 194V193H236ZM241 194V193H240ZM246 194V193H245ZM14 195V192H13ZM48 195V194H46ZM45 195V196H46ZM54 195V193H53ZM56 195V194H55ZM54 195V196H55ZM62 195V194H61ZM61 195H59V200L61 199ZM68 197V199H72L71 202L73 203L77 202V200L74 202L73 198H71L70 195L65 194ZM68 195V196H67ZM75 195V194H74ZM84 195V194H82ZM81 195V196H82ZM91 195V194H90ZM134 195V194H133ZM157 195V194H156ZM164 195V194H163ZM169 195V194H168ZM167 195V196H168ZM222 195V194H221ZM227 195V194H226ZM257 195V194H256ZM12 196V195H11ZM38 196V194H37ZM40 196V195H39ZM43 196V197H45ZM51 195H48V197ZM79 196V195H78ZM85 196V195H84ZM120 196V195H119ZM135 196V195H134ZM140 196V195H139ZM182 196V195H181ZM241 196V195H240ZM254 196V195H253ZM7 197V196H6ZM16 197V196H15ZM19 197V196H17ZM53 197V196H52ZM63 197V196H62ZM92 197V196H91ZM110 197V195H109ZM114 197V196H113ZM121 197V196H120ZM141 197V196H140ZM191 197V196H190ZM237 197V196H236ZM50 198V197H49ZM54 203L56 202L55 197H53ZM161 198V197H160ZM166 198V196H165ZM172 198V197H171ZM214 198V197H213ZM227 198V197H226ZM243 198V197H242ZM249 199V195L247 197ZM256 198V196H255ZM7 199V198H6ZM12 199V198H11ZM41 199V198H40ZM39 199V200H40ZM45 199V198H44ZM76 199V198H75ZM86 199V198H85ZM89 199V198H88ZM137 199V198H136ZM135 199V200H136ZM139 199V198H138ZM137 199V200H138ZM142 199V198H140ZM139 199V201H140ZM148 199V198H147ZM153 199V197H152ZM173 199V198H172ZM191 199V198H190ZM233 199V198H232ZM4 200V199H3ZM38 200V201H39ZM50 200V199H49ZM63 200V198H62ZM82 200V199H81ZM84 200V199H83ZM91 200V198L89 199ZM128 200V199H127ZM135 201V203L138 201ZM171 200V199H170ZM219 200V199H217ZM239 200V199H238ZM247 200V199H246ZM250 200V199H249ZM248 200V201H249ZM255 200V202H253ZM19 201V199L17 200ZM16 201V202H17ZM48 201V200H47ZM68 201V200H67ZM66 201V203H67ZM80 201V200H79ZM78 201V202H79ZM93 201V200H92ZM115 201V200H113ZM246 201V202H248ZM1 202V201H0ZM42 202V201H41ZM46 202V201H45ZM65 202V200H64ZM70 202V201H69ZM68 202V203H69ZM70 202V203H71ZM82 202V201H81ZM80 202V204H81ZM97 202V201H96ZM141 202V201H140ZM145 203V201H143ZM152 202V201H151ZM158 202V201H157ZM184 202V201H183ZM40 203V202H39ZM53 203V202H52ZM58 203V202H57ZM59 204L60 207H62L63 201H60ZM65 205L63 209H61L63 212L69 208L72 209V207L67 208L70 205ZM94 203V202H93ZM159 203V202H158ZM1 204V203H0ZM5 204V203H4ZM47 204V203H46ZM77 204V203H76ZM80 204H78L77 208H80ZM83 204V203H82ZM86 205V203H84ZM97 204V203H96ZM123 204V202H122ZM129 204V203H128ZM133 204V203H132ZM131 204V205H132ZM136 204V205H137ZM147 204V203H146ZM145 204V205H146ZM149 204V202H148ZM18 205V204H17ZM43 205V204H42ZM57 205V204H56ZM58 205V210H59ZM89 205V204H88ZM95 205V204H94ZM126 205V204H125ZM172 205V203H171ZM243 205V204H241ZM248 205V204H247ZM13 206V205H12ZM47 206V205H46ZM49 206V205H48ZM53 206L50 205V207ZM55 206V205H54ZM77 206V205H76ZM82 206V205H81ZM91 206V205H89ZM121 206V204L119 205ZM130 206V204H129ZM134 206V205H133ZM133 206H130L134 209ZM147 206V205H146ZM156 206V205H155ZM244 206V205H243ZM242 206V207H243ZM11 207V205H10ZM21 207V206H19ZM35 207V206H34ZM74 207V206H73ZM92 207V206H91ZM163 207V206H162ZM254 207L252 210H254ZM57 208V207H56ZM76 207L74 208L76 211ZM84 208V207H82ZM86 208V207H85ZM129 208V207H128ZM129 208V212L131 211ZM249 208V207H247ZM264 208V207H263ZM4 209V208H3ZM7 209V208H6ZM13 209V208H12ZM18 209V208H17ZM22 209V208H21ZM34 209V208H33ZM32 209V210H33ZM65 209V210H64ZM126 209V208H125ZM124 209V212H125ZM245 209V208H244ZM251 209V208H250ZM256 209V210H257ZM20 210V209H19ZM44 210V209H43ZM91 210V209H90ZM95 210V208H94ZM127 210V209H126ZM251 210V211H252ZM262 210V209H261ZM260 210V211H261ZM3 211V210H2ZM9 211V210H8ZM60 211L61 213H63ZM69 211V210H68ZM82 211V210H81ZM80 211V212H81ZM96 211V210H95ZM99 211V210H98ZM123 211V210H122ZM171 211V210H170ZM242 211V210H241ZM245 211H249L245 209ZM250 211V212H251ZM4 212V211H3ZM20 212V211H18ZM34 212V211H33ZM40 212V211H39ZM54 212V211H53ZM79 212V210H78ZM249 212V213H250ZM255 212V211H254ZM263 212V211H262ZM5 213V212H4ZM8 213V212H7ZM12 213V212H11ZM31 213V212H30ZM47 213V212H46ZM66 213V212H65ZM70 213V212H69ZM98 213V212H96ZM3 214V213H2ZM6 214V213H5ZM36 214V213H35ZM44 214V213H43ZM60 214V213H59ZM68 214V212H67ZM83 214V213H82ZM127 214V213H126ZM247 215V213H245ZM258 214V213H257ZM10 215V214H9ZM14 215V214H13ZM12 215V216H13ZM37 215V214H36ZM61 215V214H60ZM69 215V214H68ZM78 215V214H77ZM89 215V214H88ZM170 215V214H169ZM238 215V214H237ZM240 215V214H239ZM42 216V215H41ZM47 216V215H45ZM44 216V218H46ZM51 216V214L49 215ZM53 216L55 219V215L53 213ZM59 216V215H57ZM71 216V215H69ZM249 216V214H248ZM1 217V216H0ZM9 217V216H7ZM19 217V216H18ZM24 217V216H23ZM60 217V216H59ZM58 217V218H59ZM65 217V214H64ZM102 217V216H101ZM260 217V216H259ZM264 217V216H263ZM2 218V217H1ZM0 218V220H1ZM11 218V216H10ZM17 218V217H16ZM29 218V217H28ZM57 218V219H58ZM63 218V215H62ZM73 218V217H72ZM88 218V217H87ZM175 218V217H174ZM240 218V217H239ZM7 219V218H5ZM35 219V218H34ZM50 219V220H53ZM55 219V221L57 220ZM61 219V218H60ZM71 219V218H70ZM172 219V218H171ZM250 219V218H249ZM252 219V218H251ZM256 219V218H255ZM9 220V219H8ZM12 220V219H11ZM13 220H16L13 218ZM19 220H21L19 218ZM64 220V219H62ZM66 220V217H65ZM64 220V221H65ZM74 220V219H73ZM244 220V219H242ZM257 220V219H256ZM4 221V220H3ZM61 221V220H60ZM58 221V222H60ZM62 221V223L64 222ZM251 221V220H250ZM12 222V221H11ZM10 222V223H11ZM26 222V221H25ZM95 222V221H94ZM57 223V222H56ZM55 223V224H56ZM65 223V222H64ZM148 223V222H147ZM254 223V222H253ZM6 224V222L4 223ZM12 224V223H11ZM41 224V223H40ZM43 224V223H42ZM59 224V223H58ZM71 224V223H70ZM78 224V223H77ZM84 224V223H83ZM98 224V223H97ZM245 224V222H244ZM248 224L249 220H248ZM246 223V225H248ZM256 224V221H255ZM258 224V223H257ZM2 225V224H1ZM31 225V224H30ZM29 225V226H30ZM52 225V224H51ZM61 225V224H60ZM88 225V224H87ZM178 225V224H177ZM244 225V226H246ZM6 226V225H5ZM9 226V225H8ZM7 226V227H8ZM13 226V225H12ZM15 226V225H14ZM22 226V225H21ZM35 226V225H34ZM47 226V225H46ZM65 226V225H64ZM74 226V225H73ZM82 226V225H81ZM149 226V225H148ZM255 226V225H254ZM258 226V225H257ZM2 227V226H1ZM11 227V226H10ZM16 227V226H15ZM14 227V228H15ZM20 227V226H19ZM23 227V226H22ZM39 227V226H38ZM58 227V226H57ZM67 227V226H66ZM72 227V225H71ZM102 227V226H101ZM142 227V226H141ZM247 227V226H246ZM250 227V226H249ZM252 227V226H251ZM6 228V227H5ZM32 228V227H31ZM42 229V226H40ZM53 228V227H51ZM56 229V227H54ZM79 228V227H78ZM100 228V227H99ZM44 229V228H43ZM62 230V228L59 227V230ZM142 229V228H140ZM148 229V228H147ZM261 229V228H260ZM259 229V230H260ZM8 230V229H7ZM37 230V229H36ZM52 230V229H50ZM60 230V231H61ZM71 230V228H70ZM75 230V229H74ZM88 230V229H87ZM169 230V229H168ZM251 230V229H250ZM10 231V230H9ZM19 231V230H18ZM48 231V230H46ZM64 231V229H63ZM76 231V230H75ZM84 231V230H83ZM245 232V230H243ZM254 231V230H253ZM261 231V230H260ZM264 231V230H263ZM2 232V230H1ZM17 232V231H16ZM35 232V231H34ZM51 232V231H50ZM54 232V231H53ZM99 232V231H98ZM101 232V231H100ZM139 232H141L139 230ZM143 232V231H142ZM159 232V231H158ZM157 232V233H158ZM247 232V231H246ZM255 232V231H254ZM258 232V231H257ZM12 233V232H11ZM22 233V232H21ZM36 233V232H35ZM52 233V232H51ZM50 233V234H51ZM60 233V232H59ZM63 233V232H62ZM60 233V234H62ZM73 233V232H72ZM90 233V232H89ZM92 233V232H91ZM41 234V233H39ZM55 234V233H54ZM57 234V232H56ZM54 235L56 238L58 236ZM79 234V232H78ZM82 234V233H81ZM99 234V233H98ZM124 234V233H123ZM162 234V233H161ZM158 234H155L153 237L159 236ZM170 234V233H169ZM3 235V234H2ZM7 235V234H6ZM5 235V236H6ZM20 235V234H19ZM22 235V234H21ZM129 235V234H128ZM135 235V233H134ZM137 235V234H136ZM147 235V234H146ZM168 235V234H167ZM173 235V234H171ZM175 235V234H174ZM249 235V233H248ZM39 236V235H38ZM37 236V237H38ZM45 236V235H44ZM50 236V235H49ZM53 236V233L52 235ZM50 236V237H51ZM61 236V235H60ZM84 236V235H83ZM105 236V235H104ZM164 236H166L164 234ZM163 236V237H164ZM2 236H0L1 238ZM18 237V236H17ZM36 237V236H35ZM55 237H53L55 239ZM99 237V236H98ZM106 238H109L105 236ZM138 237V235H137ZM135 237V238H137ZM163 237H159L156 240L151 239L154 243L152 244H158V245H165V241L163 240ZM8 238V237H7ZM12 238V237H10ZM16 238V237H15ZM40 238V236H39ZM84 238V237H82ZM81 238V239H82ZM87 238V237H86ZM85 238V239H86ZM90 238V237H89ZM104 238V240H106ZM127 238V237H126ZM132 238H134L132 236ZM174 238V237H173ZM14 239V238H13ZM84 239V240H85ZM100 239V238H99ZM139 239V238H138ZM171 239V238H170ZM176 239V238H175ZM178 239V238H177ZM1 240V239H0ZM12 240V239H11ZM20 240V239H19ZM72 240V239H71ZM103 240V239H101ZM133 240V239H132ZM150 240V241H151ZM173 240V239H172ZM169 240V241H172ZM22 241V238H21ZM20 241V242H21ZM108 241V240H107ZM106 241V242H107ZM148 241V242H150ZM167 241V243L169 242ZM5 242V240H4ZM11 242V241H10ZM71 242V241H70ZM7 243V242H6ZM4 243V244H6ZM17 243V242H16ZM75 243V242H74ZM80 243V242H79ZM85 243V242H84ZM112 243V242H111ZM129 243V241H128ZM175 243V242H174ZM4 244H0V258L1 257V250L4 248ZM120 244V243H119ZM190 244V243H189ZM19 245V244H18ZM31 245V244H30ZM28 245V246H30ZM38 245V244H37ZM113 245V244H112ZM116 245V244H115ZM143 245V244H142ZM11 245H9L10 247ZM15 246V245H14ZM27 246V247H28ZM101 246V244H100ZM108 246V245H107ZM110 246V245H109ZM118 246V245H117ZM145 246V245H144ZM6 247V245H5ZM21 247V246H20ZM95 247V246H94ZM129 247V246H128ZM7 248V247H6ZM12 249V247H10ZM30 248V247H29ZM37 248V247H36ZM88 248V247H86ZM96 248V247H95ZM115 248V247H114ZM156 248V247H154ZM158 248V246H157ZM5 249V248H4ZM15 248H13L14 250ZM32 249V248H31ZM40 249V248H39ZM72 249V248H70ZM76 249V248H74ZM117 249V248H116ZM136 249V248H135ZM87 250V249H86ZM107 250V249H106ZM112 250V249H111ZM126 250V249H125ZM4 251V250H3ZM23 251V250H22ZM21 251V252H22ZM35 251V250H34ZM41 251V249H40ZM66 251V250H65ZM75 251V250H74ZM84 251V249H83ZM96 251V250H95ZM109 251V249H108ZM119 251V249H118ZM156 251V250H155ZM33 252V251H32ZM99 252V251H98ZM113 252V251H112ZM116 252V251H115ZM29 253V252H28ZM85 253V252H84ZM131 253V252H130ZM156 253V252H155ZM33 254V253H32ZM75 254V253H74ZM104 254V252H103ZM125 254V253H124ZM3 255V254H2ZM73 255V254H72ZM88 255V254H87ZM91 255V254H90ZM99 255V254H97ZM96 255V256H97ZM102 255V254H101ZM122 255V254H121ZM6 256V255H5ZM29 256V255H28ZM75 255H73L74 258ZM108 256V255H107ZM114 256V255H112ZM103 257V255H102ZM101 257V258H102ZM105 257V256H104ZM115 257V256H114ZM122 257V256H121ZM9 258V257H8ZM32 258V257H31ZM76 258V257H75ZM126 258V257H125ZM6 259V258H5ZM57 259V258H56ZM59 259V258H58ZM63 259V258H62ZM78 259V258H77ZM95 259V257H94ZM97 259V258H96ZM104 259V258H102ZM109 259V258H108ZM122 259V258H121ZM120 259V260H121ZM130 259V258H128ZM8 260V259H6ZM10 260L12 264H28L26 262H23L21 259L20 254L18 251H12L10 253ZM33 260V259H32ZM79 260V259H78ZM119 260V261H120ZM138 260V258H137ZM55 261V260H54ZM68 261V260H67ZM95 261V260H94ZM106 259L103 261L105 262ZM110 261V260H107ZM106 264L110 263L108 262ZM69 262V261H68ZM101 262V264H103ZM130 262V261H129ZM5 263V262H4ZM10 263V262H9ZM33 263V262H32ZM35 263V262H34ZM116 263V260H115ZM68 264V263H67ZM93 264V263H92ZM119 264V263H118ZM123 264V262H122Z\"/></svg>",
    "mask_w": 264,
    "mask_h": 264
}]
</instances>
